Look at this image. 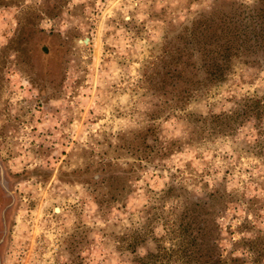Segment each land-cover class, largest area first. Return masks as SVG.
Instances as JSON below:
<instances>
[{
	"label": "rangeland",
	"instance_id": "1",
	"mask_svg": "<svg viewBox=\"0 0 264 264\" xmlns=\"http://www.w3.org/2000/svg\"><path fill=\"white\" fill-rule=\"evenodd\" d=\"M0 264H264V0H0Z\"/></svg>",
	"mask_w": 264,
	"mask_h": 264
},
{
	"label": "trees",
	"instance_id": "2",
	"mask_svg": "<svg viewBox=\"0 0 264 264\" xmlns=\"http://www.w3.org/2000/svg\"><path fill=\"white\" fill-rule=\"evenodd\" d=\"M258 103H259V101H258Z\"/></svg>",
	"mask_w": 264,
	"mask_h": 264
}]
</instances>
